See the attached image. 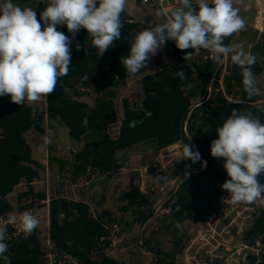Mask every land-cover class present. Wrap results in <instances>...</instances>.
Returning <instances> with one entry per match:
<instances>
[{
	"label": "trees",
	"instance_id": "obj_1",
	"mask_svg": "<svg viewBox=\"0 0 264 264\" xmlns=\"http://www.w3.org/2000/svg\"><path fill=\"white\" fill-rule=\"evenodd\" d=\"M13 2L33 8L39 20L43 11L40 0ZM174 10L172 7L168 11ZM121 22L124 25L121 38L103 56L92 46L87 31L79 30L80 45L71 51L69 72L59 77L55 90L44 97L43 111L36 113L27 100L17 105L10 97H0V218L6 220L11 214L29 212L37 203L47 200L46 192L34 186L41 178L44 165L32 156L26 138L32 130L43 133L44 121L49 125L60 124L67 129L70 140L81 144L71 160L58 161L62 168L70 170L72 183L81 178L90 180L93 175L111 178L128 162V156L119 153L142 143L150 142L156 152L176 143L195 145L193 151L198 150L201 155V161L197 162L206 161V167L188 172L163 204L161 226L171 231L172 247L168 251L150 250L154 253L151 264H179L178 256L192 236L185 224L203 221L230 196L221 188L229 179L223 168L224 159L210 154V144L217 138L216 129L233 109L240 114L251 113L264 123V102H258L256 96L248 98L242 70L231 61L233 53L227 55L224 67L223 54L214 58L209 50H180L174 44L172 63L142 76V95L134 100L123 97L118 108L119 90L140 75V72L129 75L120 59L128 56L129 41L144 30L125 11L121 13ZM57 30L69 35L66 26H58ZM232 37L233 34L224 39L225 46L229 47ZM248 52L258 54L252 72L254 77L260 76L264 72L262 34ZM177 71L185 72L183 80L175 76ZM85 76L87 80L82 79ZM93 83L98 93L89 103L86 98L92 95L89 89ZM141 102L144 109L153 113L151 117H145L144 111L139 110L137 106ZM141 119L142 124L130 127L133 120ZM258 180L264 183V173ZM121 186L120 199L126 202L121 211L130 209L136 222H147L154 214L155 197L140 191L139 179L134 174L122 179ZM18 187L21 190L17 191ZM47 207L50 252L58 264H67L65 255L75 264H121L106 253L112 244L113 226L120 224L109 211L93 210L89 202L59 194L49 198ZM4 228L7 229L4 243L8 245L5 255L10 257V264L44 263L47 250L40 237L41 230L36 228L19 235L8 223ZM262 233L264 215L255 220L247 237ZM0 264H5L2 258Z\"/></svg>",
	"mask_w": 264,
	"mask_h": 264
},
{
	"label": "clouds",
	"instance_id": "obj_2",
	"mask_svg": "<svg viewBox=\"0 0 264 264\" xmlns=\"http://www.w3.org/2000/svg\"><path fill=\"white\" fill-rule=\"evenodd\" d=\"M47 7L39 14L33 8L20 6L13 0H0V97L10 96L11 102L22 105L35 102L51 94L59 77L66 76L71 62V42L80 29L91 37L92 46L103 56L115 41L121 38V13L127 0H40ZM181 6L168 13L160 9L157 15L167 17L164 23H149L130 41L127 57L120 62L129 75L146 68L150 57L168 41H174L180 50H209L216 54L231 55V61L242 70V83L249 99L258 96L252 66L258 54L244 49L234 50L224 45V39L244 29L245 22L233 0H180ZM43 22V30L41 28ZM66 26L71 37L58 31ZM79 48V45H77ZM192 52L187 53L190 56ZM185 56V57H186ZM183 80L184 71L174 73ZM87 80L88 76L82 78ZM145 117L153 113L138 106ZM136 111L137 108H133ZM133 120L130 127L142 124ZM217 138L210 144L213 158H223L227 179L221 188L229 193L231 202L264 203V184L258 177L264 173V123L251 113L240 114L233 109L231 115L216 129ZM195 145L184 144L180 158L193 163L201 161ZM203 161L202 166L206 167ZM159 179H164L160 176ZM39 220L24 213L20 218L21 230L30 233L39 226ZM179 227V225H177ZM7 229L0 228V258L10 264L5 255Z\"/></svg>",
	"mask_w": 264,
	"mask_h": 264
},
{
	"label": "rangeland",
	"instance_id": "obj_3",
	"mask_svg": "<svg viewBox=\"0 0 264 264\" xmlns=\"http://www.w3.org/2000/svg\"><path fill=\"white\" fill-rule=\"evenodd\" d=\"M196 4V0H192ZM211 3V0H208ZM169 8L181 6L180 0H169V4L164 5ZM47 7L43 3V11ZM233 7L239 10V16L244 20V29L233 34L230 48L234 50L244 49L249 51L251 45L261 36H264V0H233ZM162 9L154 0H127L125 12L129 14L134 21L140 22L145 28L149 23H164L167 17L157 15ZM71 37V33L68 35ZM78 33L71 42L70 50H74L80 45L77 39ZM174 41H168L157 52L155 56L149 58L146 68L141 69L138 78L131 79L127 85L119 90V98L116 100L118 108L123 97H129L131 100L137 99L142 95L140 79L142 76L151 74L156 70L166 67L172 63L171 52L174 48ZM214 58L217 54L212 52ZM224 67L227 62L226 55H223L222 61ZM264 65V61H263ZM225 71V68H224ZM223 71V73H224ZM256 86L260 89V94L256 96L258 102H264V72L254 77ZM96 83H93L89 89L92 93L86 100L93 102V96L97 94ZM6 97H10L5 95ZM35 112L43 111L45 108V98L31 102ZM26 138L32 148V156L44 165L40 180L36 181L34 186L39 191H45L47 200L37 203L35 208L29 213L39 220L41 230L40 237L43 245L50 250L47 245L48 237V201L52 195H65L74 199L89 202L93 210L109 211L113 217L120 222L113 227L112 244L106 248V253L114 257L121 264H151L154 253L150 250L168 251L172 247L173 235L171 231H166L161 226L162 215L164 214L163 204L170 198L173 191L165 189L161 191L154 187L152 182L149 186L144 184V193L155 197L153 201L154 214L145 223L141 224L135 221L134 214L130 209L122 212V207L126 204L120 199L122 193L121 181L127 175L134 174L139 179L142 168L147 170V174H153L154 182L160 183L167 180L175 188L180 180L193 169L202 168V163H193L192 161L180 158L182 155V143H176L158 152L155 151L150 142L139 144L129 150L120 152L128 156V162L120 169L118 174L111 178L99 177L93 175L90 180L79 179L75 183L71 182L70 170L67 167L62 168L59 160H71L73 153L81 148V144L70 140L67 129L58 123L49 125L44 121V132L39 133L34 130L26 134ZM163 176L164 179H159ZM22 187H18L17 191ZM14 201V199H11ZM101 202V204L99 203ZM24 214V213H23ZM23 214H11L6 220H13L20 223ZM5 219L0 221V228L5 227ZM190 232H193L195 224H185ZM21 228V227H20ZM26 234V232H24ZM181 256V255H180ZM178 256V260H180Z\"/></svg>",
	"mask_w": 264,
	"mask_h": 264
},
{
	"label": "built area",
	"instance_id": "obj_4",
	"mask_svg": "<svg viewBox=\"0 0 264 264\" xmlns=\"http://www.w3.org/2000/svg\"><path fill=\"white\" fill-rule=\"evenodd\" d=\"M162 9H166L165 3L169 0H154ZM169 13V11L167 10ZM212 57V55H211ZM227 57V55H226ZM203 162V161H202ZM202 168H204L202 166ZM140 172V191L144 193V184L154 183L155 188L161 191L171 188L172 184L167 180L160 183L154 182L153 174H147L142 168ZM264 184V183H262ZM264 195V194H262ZM264 215V203L258 199L254 203L240 202L233 204L230 196L225 198L219 207L210 213L203 221L195 224L192 236L187 241L179 260V264H263L264 261V233L258 237H247V234L255 220ZM3 219L0 218V221ZM10 224L16 234L26 235L20 228V223L13 220H5ZM116 227V226H113ZM47 245L50 250L52 245L47 237ZM47 250V249H46ZM47 250V256L43 264H58L54 254ZM64 262L75 264V261L65 255Z\"/></svg>",
	"mask_w": 264,
	"mask_h": 264
}]
</instances>
